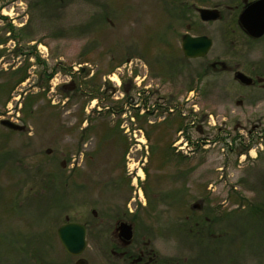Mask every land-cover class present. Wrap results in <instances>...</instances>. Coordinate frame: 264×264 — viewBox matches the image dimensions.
I'll list each match as a JSON object with an SVG mask.
<instances>
[{"label":"rangeland","instance_id":"rangeland-1","mask_svg":"<svg viewBox=\"0 0 264 264\" xmlns=\"http://www.w3.org/2000/svg\"><path fill=\"white\" fill-rule=\"evenodd\" d=\"M244 6L0 0V121L27 127L0 124V264H77L57 235L69 222L88 224L81 259L116 264L115 226L95 223L139 169L160 205L148 219L156 264H264V91L201 72L230 60L264 78V38L238 26ZM203 8L221 19L201 22ZM186 33L213 41L205 59L185 57ZM178 141L195 154H178Z\"/></svg>","mask_w":264,"mask_h":264},{"label":"flooded vegetation","instance_id":"flooded-vegetation-1","mask_svg":"<svg viewBox=\"0 0 264 264\" xmlns=\"http://www.w3.org/2000/svg\"><path fill=\"white\" fill-rule=\"evenodd\" d=\"M222 17V16H221ZM220 17V18H221ZM202 22V21H201ZM204 23H212V22H204ZM188 29L191 28L189 25L187 27ZM192 36V35H191ZM192 37H200V36H192ZM184 36L181 39V49H182V41ZM204 58L199 59H188V60H203ZM40 64L41 61H39ZM203 71V75L207 76L209 72L215 73V74H225V75H232L233 79L235 80V75L237 72H240V66L236 62L227 60V61H210V62H204V66H202L201 72ZM205 72V73H204ZM242 72V71H241ZM52 74L47 75V79L51 77ZM231 77V76H228ZM200 78V77H199ZM198 78V79H199ZM254 81L249 86H244L240 84L238 81L235 80V83L241 85L243 89H251L255 92H251V94L258 95V93H261L264 91V78H261L259 76H255L252 78ZM218 84L223 86V82H218ZM210 86V85H209ZM221 86V87H222ZM239 106H243L242 101H239ZM250 105L249 107H251ZM261 125H253V130H259ZM240 127H237V129ZM73 165V164H72ZM72 169L70 170V175L75 173V165L71 166ZM142 172L144 174V177H140V173ZM125 178L128 182H131L130 185L132 186V189L129 187L128 184H126V190L120 191L121 185L116 186L119 191H117L118 194V204L110 205V210H105L106 216L104 218L100 217V219L95 223L96 226L102 227L107 222L112 223L115 226V232L114 237L115 239H111V247L110 250L111 255L116 259V264H156L155 256L153 255L151 250H148V245L151 243L152 240V227L154 223L156 222V218L153 220V225L149 222L148 219H152V215L156 216L159 214L157 213V210L159 209L160 205L152 204L145 198V188L144 185L147 181V176L144 173L143 169H139L137 171H130L125 175ZM139 179H142L141 185L142 188L139 187ZM165 207L166 206H161ZM109 208V207H108ZM193 208H196L193 206ZM90 214V213H89ZM89 214H87L85 217H88ZM93 223L97 220L98 214L95 211H92ZM95 217V218H94ZM107 218V221L105 220ZM75 223V222H73ZM78 223V222H77ZM81 224V223H79ZM125 225V227L121 228L122 225ZM86 228L87 232V226L88 224H81ZM198 226V224H196ZM205 227V226H203ZM202 227V228H203ZM128 229H130L131 232V238L129 240L125 239L124 235L128 233ZM200 229V228H199ZM211 227L205 228L204 231L211 230ZM203 231V233H204ZM211 235V234H210ZM81 259L80 257H76ZM83 260V259H82ZM87 264V263H86ZM159 264V263H158ZM162 264H164L162 262Z\"/></svg>","mask_w":264,"mask_h":264},{"label":"water","instance_id":"water-1","mask_svg":"<svg viewBox=\"0 0 264 264\" xmlns=\"http://www.w3.org/2000/svg\"><path fill=\"white\" fill-rule=\"evenodd\" d=\"M245 3L244 9L238 16V24L240 28L251 38L260 39L264 37V0H255ZM200 19L203 22H214L220 19L221 14L218 9H199ZM212 47V41L207 37L193 38L189 35L184 36L182 41V49L187 58H203ZM235 79L241 84L249 86L253 80L241 72H237ZM0 124L7 129L14 131H25L26 127L17 125L8 120H3ZM198 208L197 205H195ZM125 227L123 224L121 228ZM124 235L125 239L131 238L130 229ZM58 237L66 252L73 256L81 255L86 248V228L77 223H68L58 230ZM77 264H85V261L80 260Z\"/></svg>","mask_w":264,"mask_h":264},{"label":"bare ground","instance_id":"bare-ground-1","mask_svg":"<svg viewBox=\"0 0 264 264\" xmlns=\"http://www.w3.org/2000/svg\"><path fill=\"white\" fill-rule=\"evenodd\" d=\"M117 79H118V77L116 76V74H114V75L111 77V80H113V81H115V80H117ZM172 111H173V110H171V112H172ZM173 113H174V112H173ZM139 142H140V143H144V140L139 139ZM252 155L255 156V152H252ZM139 173H140V177L144 176L143 173H141V171H140Z\"/></svg>","mask_w":264,"mask_h":264},{"label":"trees","instance_id":"trees-1","mask_svg":"<svg viewBox=\"0 0 264 264\" xmlns=\"http://www.w3.org/2000/svg\"><path fill=\"white\" fill-rule=\"evenodd\" d=\"M24 78H25V75L22 76V77H20V78H18L17 83H21V82L24 80ZM34 100H35V99H34ZM27 259H29V258H27Z\"/></svg>","mask_w":264,"mask_h":264},{"label":"built area","instance_id":"built-area-1","mask_svg":"<svg viewBox=\"0 0 264 264\" xmlns=\"http://www.w3.org/2000/svg\"><path fill=\"white\" fill-rule=\"evenodd\" d=\"M185 147V146H184Z\"/></svg>","mask_w":264,"mask_h":264}]
</instances>
